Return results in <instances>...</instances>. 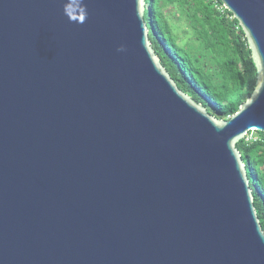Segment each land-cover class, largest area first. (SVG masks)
Segmentation results:
<instances>
[{
  "label": "water",
  "instance_id": "obj_1",
  "mask_svg": "<svg viewBox=\"0 0 264 264\" xmlns=\"http://www.w3.org/2000/svg\"><path fill=\"white\" fill-rule=\"evenodd\" d=\"M219 1L257 70L226 120L175 86L145 0H0V264H264L236 148L264 133V0Z\"/></svg>",
  "mask_w": 264,
  "mask_h": 264
},
{
  "label": "trees",
  "instance_id": "obj_2",
  "mask_svg": "<svg viewBox=\"0 0 264 264\" xmlns=\"http://www.w3.org/2000/svg\"><path fill=\"white\" fill-rule=\"evenodd\" d=\"M167 7L186 20L194 37L190 46L176 40L166 21ZM144 22L149 43L175 86L209 115L226 120L250 97L257 70L238 22L226 9L221 13L207 0H145ZM250 134L236 148L264 232V133L254 131L248 139Z\"/></svg>",
  "mask_w": 264,
  "mask_h": 264
},
{
  "label": "rangeland",
  "instance_id": "obj_3",
  "mask_svg": "<svg viewBox=\"0 0 264 264\" xmlns=\"http://www.w3.org/2000/svg\"><path fill=\"white\" fill-rule=\"evenodd\" d=\"M165 17L167 24L170 27L174 36L176 37L178 43L184 47L187 45L190 46L194 37L183 15H181L178 10L172 7H167L165 9ZM254 137H255L254 131H251V134L248 136V139Z\"/></svg>",
  "mask_w": 264,
  "mask_h": 264
},
{
  "label": "built area",
  "instance_id": "obj_4",
  "mask_svg": "<svg viewBox=\"0 0 264 264\" xmlns=\"http://www.w3.org/2000/svg\"><path fill=\"white\" fill-rule=\"evenodd\" d=\"M207 1L212 2L219 12L223 13V11L225 10L223 5L217 3V1L219 0H207Z\"/></svg>",
  "mask_w": 264,
  "mask_h": 264
},
{
  "label": "clouds",
  "instance_id": "obj_5",
  "mask_svg": "<svg viewBox=\"0 0 264 264\" xmlns=\"http://www.w3.org/2000/svg\"><path fill=\"white\" fill-rule=\"evenodd\" d=\"M120 50H123V49H120Z\"/></svg>",
  "mask_w": 264,
  "mask_h": 264
}]
</instances>
